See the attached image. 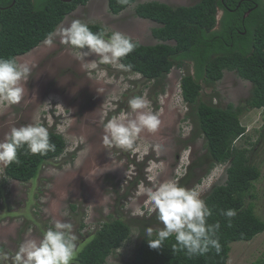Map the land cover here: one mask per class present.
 Wrapping results in <instances>:
<instances>
[{"label": "rangeland", "instance_id": "374dc122", "mask_svg": "<svg viewBox=\"0 0 264 264\" xmlns=\"http://www.w3.org/2000/svg\"><path fill=\"white\" fill-rule=\"evenodd\" d=\"M148 1L152 0H137L113 14L108 0H90L79 5L58 27L79 19L153 45L159 42L153 36L158 24L135 14L138 3ZM158 1L179 6L197 0ZM16 59L29 63L32 71L19 103L0 100V139L12 126L29 124L35 118L48 131L62 134L67 146L63 155L46 162L38 177L29 182L7 177L5 166L0 165V250L14 253L21 242L39 239L59 219L73 225L78 253L99 224L113 214L133 223L130 237L109 256L107 264L129 261L145 230L151 227L155 233L163 227L154 213H148L145 188L154 182L177 180L181 186L203 189V198L210 191H204V187L211 181L214 185L225 181L227 164L217 165L210 172L205 164L194 169L190 182L182 181L189 166L206 153L204 138L198 134L193 112L181 90V78L187 72L194 73L192 64L174 67L165 79V91L160 93L157 83L140 73L101 64L95 54L85 59L96 63V67L82 68L74 50L61 44L59 37L53 38L51 46L43 41ZM201 83V101L221 107L244 104L252 88L249 80L229 70L214 85ZM133 96L148 100L161 121L158 130L142 132L129 151L105 145L103 124L113 117L131 114L128 100ZM241 122L246 133L235 146L248 149L251 162L262 173L255 182V198L247 202H252L255 212L264 219V109L245 110ZM90 173L96 175L89 178ZM138 178L140 182H136ZM262 257L264 232L250 241L233 242L228 264H252ZM73 264H77L76 257Z\"/></svg>", "mask_w": 264, "mask_h": 264}, {"label": "trees", "instance_id": "16d2710c", "mask_svg": "<svg viewBox=\"0 0 264 264\" xmlns=\"http://www.w3.org/2000/svg\"><path fill=\"white\" fill-rule=\"evenodd\" d=\"M89 1L0 0V6H6L0 8V56L16 58L30 52L53 33L66 16ZM239 1L200 0L191 6H172L153 0L138 3L135 8L136 16L158 24L153 36L159 42L146 45L136 41L138 46L122 58V62L130 64L131 71L160 85V93L165 91V79L174 67H183L186 63L194 67V73L187 72L181 78V90L193 112L198 134L204 138L206 153L189 166L182 181L190 182L194 169L205 164L208 172L217 165L227 164V177L202 198L212 212L208 223H220L219 253L213 248L205 255L188 257L184 251H173L174 237L165 240L159 248L150 247L144 237L132 260L116 264H228L233 242L250 241L264 232V219L255 212L252 202H247L255 198L253 190L261 170L251 162L248 149L235 146L246 133L242 113L251 108L264 109V16L262 21L257 18L258 11L264 12V9L259 6L245 16L254 3L239 4ZM136 2L129 0L122 5L117 0H108V5L113 14H119ZM220 8L224 14L217 27ZM88 25L93 32L106 29L99 23ZM225 70L235 71L252 83L244 104L229 103L221 107L201 101V81L214 85L223 78ZM49 135L54 151L33 155L26 147L19 150V163L5 167L6 176L29 182L38 177L46 162L63 155L67 146L65 137L55 130L49 131ZM140 181L141 178L136 180ZM221 209L236 210L231 226L228 218L220 214ZM132 223L111 214L79 249L77 264H107L109 256L130 237ZM252 264H264V257Z\"/></svg>", "mask_w": 264, "mask_h": 264}, {"label": "clouds", "instance_id": "9594fccd", "mask_svg": "<svg viewBox=\"0 0 264 264\" xmlns=\"http://www.w3.org/2000/svg\"><path fill=\"white\" fill-rule=\"evenodd\" d=\"M127 4L129 0H117ZM217 14V23L220 20ZM71 47L81 67L95 68L96 63H89L85 58L95 54L99 63L108 64L119 70L130 71L131 65L124 64L122 58L133 52L138 42L116 30L102 29L93 32L88 23L79 19L68 26H60L50 33L44 43L51 46L53 38ZM87 48L86 51H82ZM32 66L19 62L15 57L0 56V100L8 103H19L24 95V83L29 80ZM131 114L113 117L103 124V143L129 151L135 146L142 132L155 133L161 121L154 113L148 100L143 96H133L128 100ZM33 155L46 154L55 150L50 142L48 129L38 119L19 127L12 126L0 139V165L7 167L19 163L18 151L24 148ZM158 147V146H157ZM96 174L90 173L89 178ZM203 189H190L181 186L177 180L154 182L143 190L149 208V215L155 214L163 225L155 233L151 227L145 230L144 236L152 248H159L170 237L175 238L172 249L184 251L188 257L205 255L213 248L219 253L221 245L217 235L220 223H208L212 215L202 197ZM220 214L227 217L229 226L231 218L236 216L235 209H221ZM78 236L73 232V225L59 219L42 232L39 239L28 238L18 245L14 253L0 250V264H73L77 254Z\"/></svg>", "mask_w": 264, "mask_h": 264}, {"label": "flooded vegetation", "instance_id": "af4514ba", "mask_svg": "<svg viewBox=\"0 0 264 264\" xmlns=\"http://www.w3.org/2000/svg\"><path fill=\"white\" fill-rule=\"evenodd\" d=\"M153 1V0H152ZM158 1V0H157ZM200 0H197L195 3H193V4H191V5H194V4H196L197 2H199ZM222 1H224V0H222ZM246 2V3H250L251 5L254 3V6H252L248 11H246V13H245V15L247 14V13H250V12H252L254 9H257L259 6H261V9L263 8L264 9V0H260L261 1V3H255V1L254 0H240L239 1V4L240 3H242V2ZM166 3V2H165ZM191 5H186V6H191ZM0 8L2 9V8H6V6L4 7V6H0ZM219 14H220V17H222V15L224 14V10L222 9V8H220L219 9ZM249 15V14H248ZM263 16H264V12H262V11H258V14H257V18H258V20H260V21H262L263 20ZM220 26V23H218L217 24V27H219Z\"/></svg>", "mask_w": 264, "mask_h": 264}, {"label": "bare ground", "instance_id": "6f19581e", "mask_svg": "<svg viewBox=\"0 0 264 264\" xmlns=\"http://www.w3.org/2000/svg\"><path fill=\"white\" fill-rule=\"evenodd\" d=\"M72 1V0H71ZM66 2V1H65ZM70 2V1H69ZM214 181H211L207 186H205L204 187V191H206V190H210L212 187H213V185H214Z\"/></svg>", "mask_w": 264, "mask_h": 264}, {"label": "water", "instance_id": "95a60500", "mask_svg": "<svg viewBox=\"0 0 264 264\" xmlns=\"http://www.w3.org/2000/svg\"><path fill=\"white\" fill-rule=\"evenodd\" d=\"M62 1H66V2H69V1H71V0H62ZM249 13H247L245 16H247Z\"/></svg>", "mask_w": 264, "mask_h": 264}]
</instances>
